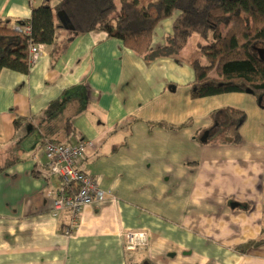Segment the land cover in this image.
Segmentation results:
<instances>
[{
	"label": "crops",
	"instance_id": "0c3cea01",
	"mask_svg": "<svg viewBox=\"0 0 264 264\" xmlns=\"http://www.w3.org/2000/svg\"><path fill=\"white\" fill-rule=\"evenodd\" d=\"M39 4L0 0V19L26 21ZM197 43L150 60L104 32L60 27L27 74L0 71V264H264V108L247 93L192 98ZM226 108L245 115L241 142L204 143ZM79 139V168L105 199L68 237L43 143ZM125 232L146 233L145 249L126 253Z\"/></svg>",
	"mask_w": 264,
	"mask_h": 264
},
{
	"label": "trees",
	"instance_id": "16d2710c",
	"mask_svg": "<svg viewBox=\"0 0 264 264\" xmlns=\"http://www.w3.org/2000/svg\"><path fill=\"white\" fill-rule=\"evenodd\" d=\"M39 1L26 21L0 19V71L27 74L29 45H52L61 27L58 15L62 13L71 24L72 35L104 32L150 60L175 55L196 34L204 42L197 44L198 58L192 63V98L250 90L264 108V0ZM174 14L177 16L172 34L165 45L151 49L154 29ZM27 23L29 35L15 30ZM244 120V113L231 108L213 112L212 125L203 142L238 145ZM260 243H248L238 251L244 253Z\"/></svg>",
	"mask_w": 264,
	"mask_h": 264
},
{
	"label": "built area",
	"instance_id": "2783aa9c",
	"mask_svg": "<svg viewBox=\"0 0 264 264\" xmlns=\"http://www.w3.org/2000/svg\"><path fill=\"white\" fill-rule=\"evenodd\" d=\"M15 30L29 35L30 25L27 23L23 28L16 27ZM42 49L43 45L33 43L29 45L30 68L35 65ZM88 145L89 142L82 139L72 144L55 141L43 143L47 160L46 169L59 181V186L52 195V216L57 217L60 212H67V224L63 228V234L68 237L77 228L82 209L105 199V193L97 188L95 181L79 168ZM122 238L126 253L141 251L147 244V236L144 232H125Z\"/></svg>",
	"mask_w": 264,
	"mask_h": 264
},
{
	"label": "water",
	"instance_id": "95a60500",
	"mask_svg": "<svg viewBox=\"0 0 264 264\" xmlns=\"http://www.w3.org/2000/svg\"><path fill=\"white\" fill-rule=\"evenodd\" d=\"M58 18H59V21L61 23V27L67 31H71L72 30V27H71V24L69 22V20L61 13L58 15ZM194 91V89H193ZM245 93L247 94H252V92L250 90H246ZM261 102V99H258V104H260ZM208 136V132H205L203 137H202V141H205V139L207 138Z\"/></svg>",
	"mask_w": 264,
	"mask_h": 264
},
{
	"label": "rangeland",
	"instance_id": "374dc122",
	"mask_svg": "<svg viewBox=\"0 0 264 264\" xmlns=\"http://www.w3.org/2000/svg\"><path fill=\"white\" fill-rule=\"evenodd\" d=\"M51 6H52V3H51ZM55 17H56V15H55ZM55 20H56V18H55ZM196 37V38H195ZM198 42V43H197ZM204 41L202 40V39H198L197 38V36H196V34H193L192 35V37L191 38H189V40H188V44H187V46H186V50L185 51H188L189 50V47H191L192 45L194 46V44H201V43H203Z\"/></svg>",
	"mask_w": 264,
	"mask_h": 264
}]
</instances>
